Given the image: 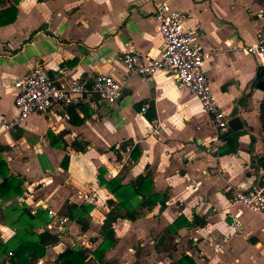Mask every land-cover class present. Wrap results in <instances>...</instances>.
I'll use <instances>...</instances> for the list:
<instances>
[{
    "label": "crops",
    "instance_id": "obj_1",
    "mask_svg": "<svg viewBox=\"0 0 264 264\" xmlns=\"http://www.w3.org/2000/svg\"><path fill=\"white\" fill-rule=\"evenodd\" d=\"M10 2L2 0L0 11ZM160 3L184 13V30L199 33L196 39L210 53L203 73L218 107L228 114L236 106L242 126L233 153L217 154L220 135L229 128L216 130L199 101L177 89L170 75L125 73L120 60L125 51L159 56L153 13ZM16 9L15 19L0 25V119L15 115L13 82L36 66L58 82V68L68 78L90 81L102 74L124 81L113 104L93 97L71 104L83 119L79 124L68 121L65 106H56L29 114L13 130L0 126V156L23 179L22 195L0 203L1 213L11 201L31 214L46 209V227L56 233L64 201L91 206L88 228L81 232L66 220L60 242L38 261L51 264L66 245L99 242L106 200L116 203L99 175L127 185L149 171L150 191L167 195L164 207L157 202L134 220L117 218L116 240L102 254V264H170L183 255L193 264H264V218L230 202L237 188L258 185L264 191V88L257 86L264 84V68L243 51L257 42L264 0H19ZM144 103L148 107L141 111ZM13 233L0 218V242ZM160 236L173 251L160 243L155 249Z\"/></svg>",
    "mask_w": 264,
    "mask_h": 264
},
{
    "label": "built area",
    "instance_id": "obj_2",
    "mask_svg": "<svg viewBox=\"0 0 264 264\" xmlns=\"http://www.w3.org/2000/svg\"><path fill=\"white\" fill-rule=\"evenodd\" d=\"M255 16L261 18L262 13L257 12ZM153 17L161 37L159 56L149 58L135 49L125 51L120 60L126 75L136 74L145 78L157 72L170 75L177 89L187 91L199 101L203 111L209 115L213 127L218 131L225 130L227 114L216 104L209 82L203 73V61L209 58L210 53L196 39L199 33L184 30L182 26L184 13L171 8L166 3L155 6ZM263 32L264 23L255 33L257 42L243 47L246 54L256 58L257 65L261 68H264ZM57 72L60 75L58 78L60 82L52 78L43 67L36 66L32 72L13 82L15 115L0 119L2 129L13 130L31 113H48L56 106L76 104L84 97H93L95 102L100 104H113L121 95L124 86L123 80L114 79L109 75L97 74L87 81L82 78L66 77L62 68H58ZM90 102L93 100L91 99ZM147 107L148 104L144 103L140 110L145 111ZM65 117H68L67 113ZM129 148V145L125 146V150ZM83 198L86 199L87 196L83 195ZM230 202L240 204L264 218V191L258 185L250 189H234ZM34 211L35 209L32 210ZM65 221V217L58 220L56 233L62 232V224ZM39 263L40 261L37 262Z\"/></svg>",
    "mask_w": 264,
    "mask_h": 264
},
{
    "label": "trees",
    "instance_id": "obj_3",
    "mask_svg": "<svg viewBox=\"0 0 264 264\" xmlns=\"http://www.w3.org/2000/svg\"><path fill=\"white\" fill-rule=\"evenodd\" d=\"M18 1L11 0L0 11V25L10 23L15 19ZM1 3L2 0H0ZM64 110L68 114V121L71 124H79L83 121V119L77 118L74 105H67ZM151 118L152 116H147L148 120ZM240 133L241 131L237 130L231 135L232 132L229 129L223 132L220 135L223 145L218 147L217 154L223 155L235 152L237 137ZM75 143L77 142H73L71 145L76 150L82 151L83 148L75 145ZM137 156L138 154L135 153L132 157L136 159ZM63 159L66 161L67 156L64 155ZM98 182L116 199V203L111 199L106 200L109 209L104 214L98 229L99 242L93 247H87L84 244L66 245L56 254L51 264H99L104 251L111 247L116 240L112 223L117 218L134 220L142 215L144 208L148 210L157 202L160 209H162L167 199L165 193L158 194L150 191L152 178L149 171H146L144 175L136 176L127 185L121 184L116 176L110 180H105L99 175ZM22 184L23 179L16 174H11L5 161L0 156V203L21 196L23 193ZM90 210L91 206L88 204H75L64 201L57 214L60 217H65L68 221L77 223L79 230L84 232L88 228ZM34 212L31 214L28 207L16 204L14 201H11V205L4 208L2 213L0 212V218L14 230V233L5 242H0V264H36L38 259L44 256L48 247L60 242L61 234L51 233L46 227L50 222L49 211L36 208ZM177 225V223H174V227H177ZM35 228H41V230L37 232ZM172 229V226H168L166 230L169 232ZM159 243L162 246L161 249L168 253L174 249L164 236L159 237L155 249H158ZM8 252L10 254H7ZM170 264L193 263L188 256L183 255Z\"/></svg>",
    "mask_w": 264,
    "mask_h": 264
},
{
    "label": "water",
    "instance_id": "obj_4",
    "mask_svg": "<svg viewBox=\"0 0 264 264\" xmlns=\"http://www.w3.org/2000/svg\"><path fill=\"white\" fill-rule=\"evenodd\" d=\"M257 86L260 87L261 89L264 88V84L260 81L257 82ZM228 120H227V127L235 132L237 131L241 126L242 123L240 121V118L237 115V109L236 106H233L232 109L229 111V113L227 114ZM17 132L14 131L13 135H16Z\"/></svg>",
    "mask_w": 264,
    "mask_h": 264
},
{
    "label": "rangeland",
    "instance_id": "obj_5",
    "mask_svg": "<svg viewBox=\"0 0 264 264\" xmlns=\"http://www.w3.org/2000/svg\"><path fill=\"white\" fill-rule=\"evenodd\" d=\"M92 226L95 227V224H92ZM44 262L45 261H43L42 263H44ZM42 263H40V264H42ZM99 264H102V257H101V260H100Z\"/></svg>",
    "mask_w": 264,
    "mask_h": 264
}]
</instances>
